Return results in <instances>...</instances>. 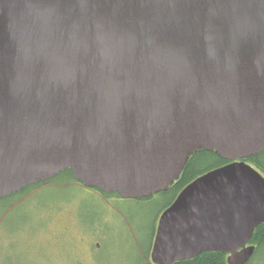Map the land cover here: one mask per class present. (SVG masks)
Segmentation results:
<instances>
[{
  "label": "water",
  "instance_id": "95a60500",
  "mask_svg": "<svg viewBox=\"0 0 264 264\" xmlns=\"http://www.w3.org/2000/svg\"><path fill=\"white\" fill-rule=\"evenodd\" d=\"M161 214L153 264H247L264 224V0H0V199L65 170Z\"/></svg>",
  "mask_w": 264,
  "mask_h": 264
},
{
  "label": "rangeland",
  "instance_id": "374dc122",
  "mask_svg": "<svg viewBox=\"0 0 264 264\" xmlns=\"http://www.w3.org/2000/svg\"><path fill=\"white\" fill-rule=\"evenodd\" d=\"M82 185L57 178L0 201V264H152L158 220L172 197H110L112 208ZM251 264H264V247Z\"/></svg>",
  "mask_w": 264,
  "mask_h": 264
},
{
  "label": "trees",
  "instance_id": "16d2710c",
  "mask_svg": "<svg viewBox=\"0 0 264 264\" xmlns=\"http://www.w3.org/2000/svg\"><path fill=\"white\" fill-rule=\"evenodd\" d=\"M245 161L247 163H250L252 166H254L257 170H259L264 175V152L258 155L251 156L250 158L245 159ZM228 163L229 161L222 159L216 152L200 150L194 153L192 156H190L189 161L186 167L184 168L183 172L181 173L180 178L177 181H175L174 184L170 186L167 191L161 192V193L170 195L172 197V200L168 203L167 207L172 204V202L176 199L178 194L192 181L197 179L199 176L213 169L222 167ZM65 177L78 182V180H76L73 177L71 170H65L61 172L60 174H58L53 179L40 182L38 184L27 186L26 188L22 189L20 192L14 193L10 197L0 199V201H7V200L9 201L14 196H19L29 190H32L33 188H37L41 185L47 184L49 182H53L54 179L65 178ZM103 193L109 197H118V198L121 197L118 193H112V194H108L105 192ZM148 198L150 197L142 198V199L144 200ZM251 243L256 244L257 246L256 252L254 254V256H256L258 252L264 247V224L257 227L253 235ZM252 259L247 264H251ZM175 264H227V261L225 258V254L223 253L203 252L192 260L177 262Z\"/></svg>",
  "mask_w": 264,
  "mask_h": 264
},
{
  "label": "flooded vegetation",
  "instance_id": "af4514ba",
  "mask_svg": "<svg viewBox=\"0 0 264 264\" xmlns=\"http://www.w3.org/2000/svg\"><path fill=\"white\" fill-rule=\"evenodd\" d=\"M80 185H82V183H80ZM82 186H84L85 188H88V190L90 191V192H94L95 194H97L100 198H102L104 201H108L109 202V204H110V207H112V208H114L115 207V205H114V207L111 205V201H110V197L109 196H107V195H105L104 193H103V191H101V190H99V189H97V188H92V187H87V186H85V185H82ZM115 198H118V197H115ZM120 198H122V197H120ZM122 199H124V198H122ZM103 201V202H104ZM173 203V202H172ZM170 206V205H169ZM168 206V207H169ZM167 207V208H168ZM98 207L97 206H95V205H93V207L91 208V212L90 213H92L93 214V217L94 218H92V220H94V219H96L97 217H98ZM163 213V212H162ZM160 218V217H159ZM158 222H159V220H158ZM158 226V225H157ZM157 231V230H156ZM154 244V243H153ZM251 245H256V244H252V243H250ZM257 247V246H256ZM96 248L98 249V250H100V248H101V242H98V243H96ZM152 248H153V246H152ZM98 252V251H97ZM151 252H152V250H151ZM227 257H228V255H225V258H226V261H227ZM150 259H151V253H150ZM152 261V260H151ZM153 264V263H152Z\"/></svg>",
  "mask_w": 264,
  "mask_h": 264
}]
</instances>
